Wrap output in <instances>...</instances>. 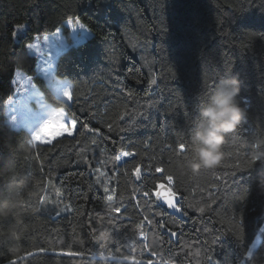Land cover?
Returning <instances> with one entry per match:
<instances>
[{"label":"trees","instance_id":"obj_1","mask_svg":"<svg viewBox=\"0 0 264 264\" xmlns=\"http://www.w3.org/2000/svg\"><path fill=\"white\" fill-rule=\"evenodd\" d=\"M67 18L93 35L75 45ZM57 28L69 47L56 74L71 102L26 47ZM17 70L76 118L73 136L35 143L7 121ZM232 77L248 116L223 162L194 173L201 102ZM262 141L264 0H0V264H264V161L231 167ZM167 176L183 218L157 203Z\"/></svg>","mask_w":264,"mask_h":264},{"label":"rangeland","instance_id":"obj_2","mask_svg":"<svg viewBox=\"0 0 264 264\" xmlns=\"http://www.w3.org/2000/svg\"><path fill=\"white\" fill-rule=\"evenodd\" d=\"M67 26L75 45L88 40L93 35L86 25V28ZM45 36H47L46 40H44ZM33 43L39 44L41 48V51L29 48L30 54L37 58L38 73L44 77L58 97L63 100H65L64 97L71 98V93L67 91L71 88V83L67 79L59 78L56 74L57 60L69 47L61 28L58 32L56 30L41 38L37 37ZM14 85L15 95L6 104L7 121L14 128L27 129L35 143H50L57 137L64 134L72 135L75 129L77 130V124L71 120L67 111L50 104L27 73L17 70ZM20 86L24 87L23 91L19 90ZM13 117L15 120L12 119Z\"/></svg>","mask_w":264,"mask_h":264},{"label":"clouds","instance_id":"obj_3","mask_svg":"<svg viewBox=\"0 0 264 264\" xmlns=\"http://www.w3.org/2000/svg\"><path fill=\"white\" fill-rule=\"evenodd\" d=\"M240 93L241 81L232 77L221 81L211 96L201 102L199 121L190 137L192 158L188 167L194 173L201 168L218 167L223 162V146L248 116V107L241 106L237 99ZM248 159L251 168L255 162L264 161V151H254ZM259 187L264 191V176L259 179Z\"/></svg>","mask_w":264,"mask_h":264},{"label":"snow or ice","instance_id":"obj_4","mask_svg":"<svg viewBox=\"0 0 264 264\" xmlns=\"http://www.w3.org/2000/svg\"><path fill=\"white\" fill-rule=\"evenodd\" d=\"M66 24L69 25V26H71V27H73V28H75V27L86 28V26H85V25H84L79 19H75V20H73V18H67V20H66ZM24 28H26V25H23V24L16 26V28L12 31L11 35H12L14 38H19V37L17 36V34H18L22 29H24ZM58 31H59V29L57 28V32H58ZM46 39H47V36L44 37V40H46ZM26 47H27V48H30V49H35L36 51H41L40 45L37 44V43H33V42H31V41H28V42H27ZM150 83L153 84V85H155V84L157 83V81H156V79H152V80L150 81ZM213 87H215V82H214V84H213ZM19 90H20V91H23V90H24V87H23V86H20V87H19ZM67 91H68L69 93H71V98H68V97H64V98H65L66 102H71V101H73V91H72L71 88L67 89ZM69 106H70V103H69ZM12 119L15 120V117H13ZM67 120H68V119L66 118V122H67ZM71 120L77 124V120H76V118H75L74 116L71 118ZM82 127L87 128V125H82ZM37 130H38V129H37ZM88 130H89V131H92V129H88ZM75 131H76V129H75ZM75 131H74V132H75ZM74 132H73L72 136L74 135ZM63 136H68V135H67V134H64ZM178 148H179V150H181V151H183V150L186 149V145L183 143V141H181V142L178 144ZM125 152H126V151H125ZM129 155H131V153H129ZM119 159H120V157H119V156H116V160H119ZM251 163H252V162H251L248 158H246V159H244V160H242V161H239V162H236V163L232 164L231 167H233L234 169H245V168H248L249 165H250ZM97 171H99V169H98ZM162 171H163V169L160 167V172H158V173H161ZM100 175L103 176L104 173L101 172ZM168 179H169V177L167 176V177H166V183H164V182L158 183V184L156 185V188L158 189V186H159L160 184H167ZM173 179H174V178L172 177V180H173ZM98 182H99V181H98ZM49 183H50V181H49ZM172 184H173V183H172ZM171 187H172V185H171ZM104 191H105V192H108L107 187H105ZM173 192L175 193V196H176V195H177V192L174 191V190H173ZM156 193H157V190L154 192L155 197H156ZM57 194L59 195L60 193L58 192ZM152 194H153V193H148V192H145V193H144L145 196H150V195H152ZM113 199H114V196H113V195H107V196H106V201H107V203L112 202ZM161 201L163 202V204H165V202H164L163 200H161ZM171 209H174L175 212H180V211H181V209L177 206V203H175V202L173 203V207H172ZM200 211L203 212L204 209H200ZM115 212H117V213L120 212V209H119V208H116V209H115ZM110 223H112V221H110ZM142 227H143V224H137V225H136V228H138V229H139V228H142ZM64 254H68V255H78L79 253H64ZM252 255H253L252 251H251V250H248V252H247V256H248L249 259L252 257ZM10 264H15V261H11Z\"/></svg>","mask_w":264,"mask_h":264},{"label":"water","instance_id":"obj_5","mask_svg":"<svg viewBox=\"0 0 264 264\" xmlns=\"http://www.w3.org/2000/svg\"><path fill=\"white\" fill-rule=\"evenodd\" d=\"M156 200H157L158 205L168 214L176 215L178 217L183 218L182 211L175 212L174 209H171L173 207L174 202L177 203V206L179 207L178 203H179L180 198L178 195L175 196L173 189L169 185L164 184L161 187H159L157 194H156ZM161 200H163L165 204H163ZM163 231L164 233H166L165 230Z\"/></svg>","mask_w":264,"mask_h":264}]
</instances>
